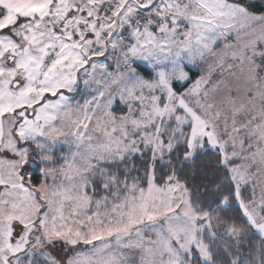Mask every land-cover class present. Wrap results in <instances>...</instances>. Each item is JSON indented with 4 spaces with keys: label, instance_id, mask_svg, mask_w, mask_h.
I'll use <instances>...</instances> for the list:
<instances>
[{
    "label": "snow or ice",
    "instance_id": "1",
    "mask_svg": "<svg viewBox=\"0 0 264 264\" xmlns=\"http://www.w3.org/2000/svg\"><path fill=\"white\" fill-rule=\"evenodd\" d=\"M252 8L241 0H0V264H61L37 251L61 241L90 249L66 264H217L212 220L220 218L213 212L231 188L205 208L179 176L208 149L221 158L250 228L264 238V216L241 199L248 168L264 164V11ZM221 41H230L224 47L235 86L218 80L208 89L210 79L201 76L177 91L174 84L189 79L185 61L215 57L224 67L215 51ZM96 58L115 60L119 91L108 94L103 115L96 116L94 97L91 112L86 101L82 118L72 121L76 151L59 169L70 185L49 193L57 169L42 168L36 188L28 166L53 163L61 138H69L56 126L73 110L64 90L75 94L80 79L87 87L98 69L111 67ZM136 60L150 64L151 79L132 67ZM116 103L128 111L114 114ZM248 152L243 159L251 164L233 163ZM98 180L106 194L89 215ZM244 232L235 222L225 227L237 248L232 256L225 247L228 264H264V242L250 249L259 250L254 260L242 255Z\"/></svg>",
    "mask_w": 264,
    "mask_h": 264
},
{
    "label": "rangeland",
    "instance_id": "2",
    "mask_svg": "<svg viewBox=\"0 0 264 264\" xmlns=\"http://www.w3.org/2000/svg\"><path fill=\"white\" fill-rule=\"evenodd\" d=\"M261 2H264V0H260ZM230 41H221L215 46V51L217 53H220L225 60L224 67L221 68L218 65L215 64V57H205L204 59H197V61L194 64L187 63L185 61V71L189 75V79L186 82V86L182 89H177V87H180V83L177 82L174 84V87L177 91H184L185 89L189 88L198 78L201 76H204L208 79H210L211 83L207 85L208 89H211L213 84H215L218 80H229L233 82V85L235 86V81L231 74L227 71L228 64L232 63L230 56L231 51L226 50L224 45L225 43H229ZM110 56L117 57L119 56V52H109ZM98 59L99 63H110L111 67L108 69V72H104L101 70H97L95 77L91 80V83L89 86L85 87L83 84V78L80 79L79 84L80 87L76 91L75 94L67 92V90H64V94L71 96V103H72V112L70 116H63L60 120L56 122L57 127H62L63 131L65 133L69 134V138L67 143L64 142L63 138H61V145L58 146L57 150L53 153L54 156V162L52 163L53 166L48 165H42L41 168H55L57 169L56 175V181L55 185L53 184V181L51 178L48 179L47 185H48V191L49 193L53 190V188L58 187L59 185L63 184L65 187L69 186L71 181L67 180L66 173H62L59 171L60 167L66 166L68 163L72 162V154L76 151L75 146H69L72 145V139L70 136L71 131L73 130L72 121L77 120L79 118H82L83 116V105L86 101H92V105L89 108V112H91V109L95 107L96 100L93 98L96 97L97 100L100 103V107L96 109V116L103 115L104 112V104L106 103V98L109 93L111 92H118L119 91V85L113 84L112 80L114 77L117 76L116 71V62L115 60L111 61H105L102 58H96ZM142 66V68H141ZM210 66L213 68L210 74ZM132 67L137 68V71L140 73L141 76H143L145 79H151V66L147 61L144 60H136L135 63L132 65ZM111 73V74H109ZM99 81V83H97ZM185 84V83H184ZM105 92V97L99 96V91ZM49 99H57V97H52L51 94H48ZM77 106H81L80 110L77 111ZM114 114L120 115L122 113H126L128 109L124 107L123 105H120L119 103L114 104L113 108L111 109ZM241 121H238V123ZM7 127V126H6ZM95 127V119L92 121V124L90 125L89 131L92 132ZM223 125L221 124V128ZM94 136L99 137V133H93ZM240 135H244L241 133ZM247 146V142L245 144ZM34 147V145H33ZM61 151H59V150ZM239 148H237V151ZM229 154L231 153L232 149H228ZM252 151H255V149H252ZM251 153H243L242 158L236 159L233 161L234 164H251L250 160L243 159V157L250 156ZM57 156H64L67 157V160L65 159H59ZM259 158L257 157V161ZM38 164V163H36ZM32 167H35V163L31 164ZM39 165V164H38ZM232 164L228 165V167H231ZM248 176V182L241 186V199L243 200L245 205H249L250 207L256 208L257 212H259L260 215L264 216V164H260L259 162L255 163L254 165L250 166L247 171ZM44 181V177L41 175V180L37 185H32L36 188H40L42 185V182ZM146 187V185H144ZM91 187L87 189V192L89 195H92L91 193ZM0 192H3V186H0ZM234 193H235V186H234ZM103 195H100V197ZM111 199V197H109ZM99 199L95 196L93 197V204L91 207V211L88 213L91 215L92 212H95L97 209L95 207V200ZM236 202L240 205V202L236 200ZM43 203V201H41ZM111 208V205H109V209ZM242 209V208H241ZM67 209L65 210V215H67ZM100 211H105V209H100ZM243 212V209H242ZM246 218V217H245ZM247 219V218H246ZM214 219L212 220V227L213 231L215 224H213ZM256 232V230L254 229ZM257 233V232H256ZM259 235V234H258ZM260 236V235H259ZM261 237V236H260ZM261 239L264 241V238L261 237ZM207 240V238H206ZM38 252L42 253H49L51 257H54L56 260L60 261L61 264H66V261L69 256L73 255L75 252H87L90 251L89 248H86L83 244H80L76 247L65 245L62 241L57 242L54 245H48L43 248L37 249ZM129 255H132V253H129ZM138 258V257H137ZM42 262L44 260L43 257L39 258Z\"/></svg>",
    "mask_w": 264,
    "mask_h": 264
},
{
    "label": "trees",
    "instance_id": "3",
    "mask_svg": "<svg viewBox=\"0 0 264 264\" xmlns=\"http://www.w3.org/2000/svg\"><path fill=\"white\" fill-rule=\"evenodd\" d=\"M241 2L252 5L253 11H264V2H261L260 0H241ZM185 86L186 83L183 84L182 87L184 88ZM182 87H177V89L180 90ZM180 154L183 155L182 150L180 151ZM60 157L61 156H57L58 160ZM220 159L221 158L217 155L215 150H205L197 157L196 163L194 165L188 164L183 166L182 170L179 172L180 179L186 181L188 184L192 192L193 200L201 201L205 208L208 207L210 201L215 207L218 201L223 200L224 196L228 195L229 188H231L233 195L229 197V200L226 203L216 207L215 211L213 212V217L219 216L220 218L219 221L216 219L213 221V224H215L213 225L214 230L217 233L216 241L211 242L215 259L217 264H228V262L232 259V256H235L237 252L235 241L224 234L225 227L235 222L237 226L245 229V232L242 234L241 238L243 247L240 249V251L244 257L254 260L255 256L259 254V250H255L251 255H249L250 249H255L257 244L264 241L261 239L258 233L254 231L253 228H250V225L245 218L240 205L236 202L234 195L235 185H230L226 179L229 174L227 173L225 166L220 163ZM135 163L139 167L141 165L140 159L137 158ZM176 165L177 168H181L179 160H176ZM50 166H53L52 163H50ZM121 167L124 166L121 165ZM40 168L41 164L38 165L36 163L35 167H32L31 164L28 166L25 176L27 178V172L32 173L31 185H37L40 182ZM159 170L160 169L158 167V171ZM167 171L168 170L165 169V172ZM137 174L138 173L136 172L132 173L133 176ZM99 183L100 182L98 180L95 195L96 198H100V195L106 194L100 191ZM157 183H161V180H157ZM144 185H146V183ZM218 185H220L221 191L216 193L215 189ZM90 189L93 195V189ZM206 242L210 241L206 240ZM225 247H227L232 252V256H228L225 253Z\"/></svg>",
    "mask_w": 264,
    "mask_h": 264
}]
</instances>
